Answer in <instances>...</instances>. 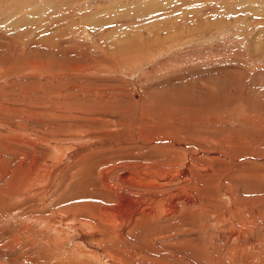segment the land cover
Listing matches in <instances>:
<instances>
[{
	"label": "rangeland",
	"instance_id": "374dc122",
	"mask_svg": "<svg viewBox=\"0 0 264 264\" xmlns=\"http://www.w3.org/2000/svg\"><path fill=\"white\" fill-rule=\"evenodd\" d=\"M172 223V250L147 240ZM258 240L264 0H0V264H214Z\"/></svg>",
	"mask_w": 264,
	"mask_h": 264
},
{
	"label": "bare ground",
	"instance_id": "6f19581e",
	"mask_svg": "<svg viewBox=\"0 0 264 264\" xmlns=\"http://www.w3.org/2000/svg\"><path fill=\"white\" fill-rule=\"evenodd\" d=\"M24 19V18H23ZM95 98V97H94ZM2 110V109H1ZM13 112V111H12ZM4 122V121H3ZM10 126V125H9ZM177 153V152H176ZM147 156H149V155H147ZM135 158V157H134ZM139 161V160H138ZM123 163V162H122ZM134 163V162H133ZM135 164V163H134ZM134 164H132V166L133 167H136L137 166V164H138V162H137V164L136 165H134ZM140 164V163H139ZM123 165V164H122ZM127 165V164H126ZM131 165V164H130ZM141 165V164H140ZM125 166V165H124ZM140 167V166H139ZM143 167V166H142ZM122 168V167H121ZM170 168V167H169ZM120 169V168H119ZM133 171H137V170H133ZM142 171V170H141ZM189 171V170H188ZM122 172H123V170H122ZM142 172H144V171H142ZM133 173V172H132ZM161 173V172H160ZM164 173V172H163ZM131 174V173H130ZM135 174V173H134ZM151 174V173H150ZM153 174H155V173H153ZM186 174V173H185ZM184 174V175H185ZM139 175H141V174H139ZM125 176H128V175H125ZM145 176V175H144ZM136 177H137V175H136ZM129 178H131L132 179V177H124V179L125 180H121L120 179V182H125V181H127V180H129ZM135 179H137V178H135ZM202 179V178H201ZM148 180V179H147ZM156 180V179H155ZM147 183V182H146ZM128 184V183H127ZM119 185H123L122 183L121 184H119ZM130 185H132V184H130ZM132 187V186H131ZM130 187V188H131ZM145 187V186H144ZM143 187V188H144ZM146 188V187H145ZM148 188V187H147ZM149 188H152V187H149ZM131 189H133V188H131ZM135 190V189H134ZM142 190V189H141ZM137 192V191H136ZM130 193H133V192H131V190H130ZM142 193V192H141ZM161 193V192H160ZM155 195V197H156V194H154ZM135 198V197H134ZM135 200V199H134ZM170 200V199H169ZM168 201V200H167ZM132 202H134V201H132ZM257 202V201H256ZM173 204V203H172ZM140 205V204H139ZM255 205V204H254ZM172 207H170L169 208V210H170V213H168L167 215H171V213H176V208H175V206L176 205H171ZM151 207V206H150ZM93 210V209H92ZM164 210V209H163ZM138 211V210H137ZM143 213V212H142ZM157 213V212H156ZM137 214V213H136ZM232 214V213H231ZM253 214V213H252ZM161 215V214H160ZM225 216H226V214H225ZM229 217H230V215H229ZM148 218H150V217H148ZM166 218H167V216H166ZM170 218V217H169ZM218 218V217H217ZM222 218V217H221ZM110 219V218H109ZM224 219V218H223ZM235 219V218H234ZM147 220V219H146ZM150 220H151V218H150ZM148 221H149V219H148ZM188 222V221H187ZM61 223V222H60ZM117 223V222H116ZM164 224V223H163ZM189 224V223H188ZM158 225H159V223H158ZM174 223H172V227H169V225L167 224V226H166V228H163L162 230H156L155 232H153V233H151V231L153 230V229H151V231L149 232V233H147L146 235H147V240L149 241V240H151V241H155V240H153V239H155V238H157V239H159V240H161L162 241V239H163V242H164V244L166 245V246H168V247H170L169 248V250H172V248L174 247V246H172L174 243H173V238H174V236H175V233H174ZM137 227V226H136ZM72 230V229H71ZM81 234V233H80ZM92 234V233H91ZM238 237H239V239H240V235H238ZM149 238V239H148ZM151 238V239H150ZM162 238V239H161ZM107 239V238H106ZM141 240V239H140ZM190 240H192V239H181V240H178V244H180V245H183L182 246V248L181 249H183V251H185V250H187V244H188V246L190 247V245L189 244H191V243H189L188 241H190ZM113 241V240H112ZM175 241V240H174ZM144 242V241H143ZM153 243V242H152ZM154 243H156V242H154ZM242 243V242H241ZM263 244L264 242L262 241V240H258V241H256V244ZM135 244V243H134ZM161 244H163V243H161ZM160 244V245H161ZM244 244V243H243ZM249 244H251V245H249L250 246V249H251V247H252V245L255 247V244H253V241L251 240V242L249 243ZM149 245V244H148ZM140 246V245H139ZM263 246V245H262ZM223 247V246H222ZM241 247H243V250H241L240 248ZM264 247V246H263ZM141 248L142 247H140V249L139 250H141ZM148 248V247H147ZM154 248V247H153ZM158 248V250L157 251H161V247H157ZM248 248V246H246V245H240L238 248H237V250H236V253H235V256H236V258H237V261H234V262H232V261H230V262H227V260L226 261H223V260H220V259H222V258H226V257H228V255L229 254H231L232 252H231V249L230 250H224L225 251V253L224 254H222L220 257H218L217 258V260H216V262L214 263V264H264V249H260V250H257L256 252H254V253H251V252H249L250 250L249 249H247ZM146 249H144V251H145ZM147 250H149V249H147ZM249 250V251H248ZM111 251V250H110ZM152 251V250H151ZM140 252V251H139ZM141 252H142V250H141ZM147 252V251H146ZM153 252V251H152ZM114 253H116V252H114ZM118 253H119V251H118ZM135 253H136V251H135ZM137 253H138V251H137ZM136 253V254H137ZM150 254V252L148 251L147 252V254ZM157 254H158V252H156ZM162 253V252H161ZM160 253V255L163 257V259H165V260H168L167 261V264H175V262H174V260L172 259V256H170L171 254H170V251H167V252H164L163 254H161ZM120 254V253H119ZM146 254V255H147ZM164 254H166V257H164L165 255ZM99 255V254H98ZM133 255V254H132ZM198 255V254H197ZM134 256V255H133ZM132 256V257H133ZM148 256V255H147ZM158 256V255H157ZM161 256H160V258H161ZM199 256V255H198ZM106 258V257H105ZM187 258V257H186ZM186 258H182L181 260H180V264L181 263H186V262H189V264H204L202 261H200V262H195V261H193V260H191V259H186ZM199 258V257H198ZM205 258V257H204ZM104 259V258H103ZM128 259V258H127ZM126 259V260H127ZM130 259V258H129ZM133 259V258H132ZM152 259V258H151ZM228 259V258H227ZM124 260V259H123ZM125 260V261H126ZM134 260V259H133ZM132 260V261H133ZM149 260V259H148ZM200 260V259H199ZM106 261V260H105ZM137 261V260H136ZM135 261V263H137ZM143 261V260H142ZM197 261V260H196ZM100 262V261H99ZM130 262V261H129ZM128 261H126V263H129ZM162 262H164L163 260H162ZM166 262V261H165ZM109 263H110V261H109ZM141 263V262H140ZM148 263V262H147ZM150 263V262H149ZM122 264V263H121ZM131 264H134V263H131ZM139 264V263H138ZM158 264H159V262H158ZM165 264V263H164ZM206 264V263H205Z\"/></svg>",
	"mask_w": 264,
	"mask_h": 264
}]
</instances>
